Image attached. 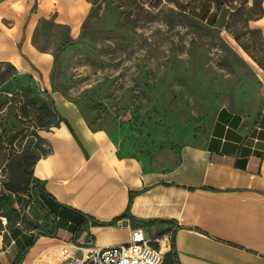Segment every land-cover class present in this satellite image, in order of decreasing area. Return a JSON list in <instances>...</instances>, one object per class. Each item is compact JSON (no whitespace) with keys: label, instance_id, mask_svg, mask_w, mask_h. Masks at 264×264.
I'll list each match as a JSON object with an SVG mask.
<instances>
[{"label":"crops","instance_id":"1","mask_svg":"<svg viewBox=\"0 0 264 264\" xmlns=\"http://www.w3.org/2000/svg\"><path fill=\"white\" fill-rule=\"evenodd\" d=\"M90 11L88 0H0V61L33 76L57 116L33 167L54 223L36 237L6 240L0 231V264H55L64 243L122 244L133 227L149 237L171 231L179 264H264V69L255 115L222 107L206 138L182 145L174 165L150 166L119 151L107 129L52 86L60 38L46 45L45 29L76 39Z\"/></svg>","mask_w":264,"mask_h":264},{"label":"rangeland","instance_id":"2","mask_svg":"<svg viewBox=\"0 0 264 264\" xmlns=\"http://www.w3.org/2000/svg\"><path fill=\"white\" fill-rule=\"evenodd\" d=\"M88 1L91 11L78 38L62 41L65 31L52 26L43 33L46 45L60 38L52 86L93 127L107 129L122 153L150 166H172L182 145L206 138L220 108L246 116L260 109L264 15L257 28L247 10L236 12L235 0L210 1L206 19L169 22L158 10H177L170 0L158 9H139L130 0ZM178 1L189 8L194 3ZM15 72L0 61V231L8 230L6 240L36 237L54 223L41 207L33 167L47 153L42 135L57 119L33 76ZM48 120L50 126L40 125Z\"/></svg>","mask_w":264,"mask_h":264},{"label":"built area","instance_id":"3","mask_svg":"<svg viewBox=\"0 0 264 264\" xmlns=\"http://www.w3.org/2000/svg\"><path fill=\"white\" fill-rule=\"evenodd\" d=\"M116 222L119 227L125 225L122 219ZM171 250V231L147 237L142 228L133 227L129 241L122 244L99 247L64 243L58 249L55 264H163L166 253Z\"/></svg>","mask_w":264,"mask_h":264},{"label":"trees","instance_id":"4","mask_svg":"<svg viewBox=\"0 0 264 264\" xmlns=\"http://www.w3.org/2000/svg\"><path fill=\"white\" fill-rule=\"evenodd\" d=\"M162 1H164V0H130V5L135 3L136 7H138L139 9H143V7H145V5L148 4L150 6V8L158 9L160 7V3ZM170 1L175 2L177 10L173 7H170L167 10L161 9V8L158 10V14L161 13L164 18L169 20V22H172L175 19V17H181V16L185 17L188 15L197 16L201 19H206L207 14L210 12V9H209V7H210L209 2L210 1H215L218 4H224L227 2L225 0H191V2H194V3L189 8L188 5H183L178 0H170ZM235 1L237 2V5H238L236 7L237 8L236 12L240 11L241 8L244 10H247V18L246 19L248 22L258 20L261 17H263V15H264V8H263L264 0H253V3L250 7L246 6L248 4L249 0H235ZM254 30L261 32L260 29H254ZM258 64L261 67H263V69H264L263 63L258 61ZM46 98H47L46 104L49 105V108L53 111L55 118L57 119L52 99L49 96H46ZM52 123H53L52 121L48 120L47 122H41L40 125L47 127V126H50ZM56 124H57V122H56ZM41 204H42L41 207L43 209H46L44 201ZM164 262H166L167 264H179L177 254L174 252L173 247H172L171 251L166 253L163 263Z\"/></svg>","mask_w":264,"mask_h":264}]
</instances>
